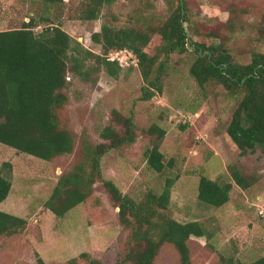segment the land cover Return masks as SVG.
Segmentation results:
<instances>
[{"label":"rangeland","instance_id":"obj_1","mask_svg":"<svg viewBox=\"0 0 264 264\" xmlns=\"http://www.w3.org/2000/svg\"><path fill=\"white\" fill-rule=\"evenodd\" d=\"M81 1L64 0L47 7L43 0H33L27 9L59 23L62 30L96 54L100 47L90 38L103 23L159 25L170 13L167 0H111L104 5L99 19L83 20L79 17ZM186 3L198 30L220 35L236 60L249 63L252 51L264 52L255 29L264 13V0ZM232 20L229 26L233 31L227 25ZM41 29L42 26L36 31ZM205 39L201 34L193 36L194 42ZM154 40L159 45L158 36ZM114 52L111 56H118ZM127 57L128 54L121 53L120 61H115L120 68L117 77L100 72L92 87L77 78L70 87L68 103L59 116L61 127L73 136L72 154L46 162L0 144V175L11 184L0 211L28 222L22 234L0 239V264H39L38 257L43 264H68L72 259H77V264H88L79 259L83 253L99 264H117L126 250L129 234L120 226L118 208L100 181L94 184L90 198L61 219L44 209L58 177L82 162L85 143L103 142L100 131L115 115L133 120L136 137L133 144L111 150L101 159L103 178L112 180L122 193L140 199L147 190L159 194L169 173H177L167 213L179 223L203 222L214 233L208 242L205 238L190 237L191 264H219L217 253L229 256L233 236L241 233L242 237L247 235L243 238V250L236 252L239 261L250 263L264 255V156L256 153L242 157L228 137L226 129L236 101L222 87L208 86L202 90L189 74L193 57L188 53L172 54L166 60L161 93L155 92L144 101L141 98L146 83L137 59L134 56L136 63L132 64L127 63ZM154 125L165 132L160 152L166 160H173V168L161 174L154 173L146 164L145 152L154 138L148 130ZM182 126L185 128L181 129ZM237 163L247 172H256L258 181L247 190L232 185L229 201L220 208L201 203L197 198L200 177L230 183L228 167ZM156 264L180 262L174 249L166 244Z\"/></svg>","mask_w":264,"mask_h":264},{"label":"trees","instance_id":"obj_2","mask_svg":"<svg viewBox=\"0 0 264 264\" xmlns=\"http://www.w3.org/2000/svg\"><path fill=\"white\" fill-rule=\"evenodd\" d=\"M32 1L0 0V144L46 162L72 154L73 136L61 127L59 116L68 103L70 87L76 78L92 87L100 72L117 77L120 68L110 60V54L128 50L136 57L146 83L141 98L144 101L155 92L161 93L160 80L164 76L166 60L172 54H191L193 62L189 74L197 85L202 90L208 86L222 87L236 101L226 133L240 155L260 153L264 156V52L252 51L249 63L236 60L220 35L203 34L198 30L191 20L186 0H167L170 13L159 25L103 23L90 38L100 47V53L96 54L62 30L59 23L50 22L47 16L30 13L27 4ZM63 1L43 0V3L48 7ZM110 1L82 0L80 19H99L104 5ZM232 23L233 20L227 25ZM41 26L42 29L36 31ZM255 29L264 45V13ZM199 34L206 39L194 42L193 36ZM154 36H158L159 45ZM148 134L154 136L145 152L148 168L156 174L173 168V160H166L159 150L164 130L154 125ZM99 137L103 142L85 143L82 162L58 177L44 209L52 217L63 218L91 197L98 180L118 208L120 226L129 234L126 250L117 264H156L166 244L174 249L180 264H191L190 237L205 238L208 242L214 233L203 222L179 223L167 213L171 189L179 177L177 173H169L159 194L147 190L142 198L136 199L122 193L112 180L103 178L101 159L111 150L135 142L133 120L115 115L100 131ZM228 172L230 183L220 184L200 177L197 198L201 203L220 208L229 201L232 185L247 190L259 179L256 172H247L241 163L230 165ZM10 189V182L0 175V203L6 200ZM27 226V220L0 211V239L22 234ZM242 234L233 236L229 256L217 253L219 264H264V255L250 263L238 260L236 252L243 250V238L247 235L242 237ZM79 259L88 264H99L86 253ZM37 261L43 264L39 257ZM77 262L72 259L68 264Z\"/></svg>","mask_w":264,"mask_h":264},{"label":"built area","instance_id":"obj_3","mask_svg":"<svg viewBox=\"0 0 264 264\" xmlns=\"http://www.w3.org/2000/svg\"><path fill=\"white\" fill-rule=\"evenodd\" d=\"M121 53H125V54H128V57H127V63H132V64H134V62H135V60H134V56L132 55V53L131 52H128L127 50H121V51H116V52H114V53H112V54H117L118 56L121 54ZM118 56H115V57H113V56H111V54H110V60L111 61H120V59L118 58ZM132 56H133V59H132ZM132 59V60H131ZM126 63V62H125ZM136 63V62H135ZM120 66H122L121 64H120Z\"/></svg>","mask_w":264,"mask_h":264},{"label":"water","instance_id":"obj_4","mask_svg":"<svg viewBox=\"0 0 264 264\" xmlns=\"http://www.w3.org/2000/svg\"><path fill=\"white\" fill-rule=\"evenodd\" d=\"M186 34H187V36H189L188 32H186ZM193 48H195V46Z\"/></svg>","mask_w":264,"mask_h":264}]
</instances>
